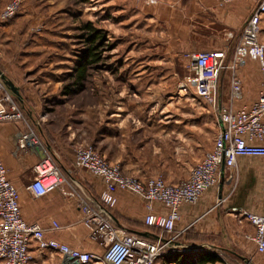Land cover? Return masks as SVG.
Listing matches in <instances>:
<instances>
[{
  "label": "crops",
  "instance_id": "obj_1",
  "mask_svg": "<svg viewBox=\"0 0 264 264\" xmlns=\"http://www.w3.org/2000/svg\"><path fill=\"white\" fill-rule=\"evenodd\" d=\"M137 1L141 12L148 17L149 26L155 24V29L165 30L169 35L164 41L166 48L177 49L176 52L182 53V57L203 50L225 53L226 67L221 70L218 79V95L222 104L239 109L257 99L262 81L259 63L249 59L240 69L244 96L239 101L231 98L233 69L230 65L246 20L260 0H158L156 4ZM55 22L54 19H45L43 23L51 25ZM125 92L119 91L118 96L122 101H118L110 110V121L105 125L100 122L102 125L94 135L95 143L109 160L120 162L122 170L128 175L146 177L160 174L171 183L181 181V176H172L167 172L165 159L157 166L145 157V152L154 144L151 133L155 135V131L165 127L167 121L160 116H157V120H151L148 112H155L156 106L149 107L145 93L125 95ZM49 123L39 120L33 123L22 120L0 122V156L9 178L19 189L22 215L29 222L40 223L47 231L48 238L85 251L103 252V247L91 237L90 229L85 224V213L76 196L66 195L63 191H73L94 204L104 189V181L90 171L75 166L76 147L83 141L79 139L80 134L69 126L65 139H58L60 134H57L52 143L49 140V133L52 134ZM31 127L37 129L39 140L45 143L44 151L58 156V165L66 178L61 189L42 197H36L29 185L35 177L34 166L42 158L43 151L21 148L17 143L19 135L28 132ZM157 133L166 137V132ZM263 187L264 158L239 157L236 167L222 174L219 182L207 190L197 203L182 205L181 219L176 223L178 234L193 227L205 234L208 241L191 245L240 260L250 259L253 264H264V257L257 253L254 241L255 226L242 215L243 211L260 212L263 209ZM118 197V204L111 211L116 226L138 234L147 232V202L139 195L124 190L118 192ZM154 208L166 214L169 212L159 203H154ZM54 222L60 228L56 229ZM30 252L33 264H61L59 254L41 251L34 243Z\"/></svg>",
  "mask_w": 264,
  "mask_h": 264
},
{
  "label": "rangeland",
  "instance_id": "obj_2",
  "mask_svg": "<svg viewBox=\"0 0 264 264\" xmlns=\"http://www.w3.org/2000/svg\"><path fill=\"white\" fill-rule=\"evenodd\" d=\"M9 1L0 0V11ZM45 19H54L56 24H44ZM89 23L104 31L106 44L101 60L86 71L80 89L71 75L88 48L84 26ZM167 38L165 30L149 26L137 0H23L17 17L0 21V70L26 97L27 106L20 109L23 117L18 120L50 121L52 143L57 134L58 139H65L71 126L83 140L76 150L92 146L101 152L94 135L102 123L110 121L113 106L122 101L119 91L145 93L149 107L156 106L155 112H148L151 120L160 116L167 121L155 135L151 133L154 144L145 157L157 166L165 159L168 173L187 178L212 148L220 130L219 114L195 95L190 55L182 57L177 49L166 48ZM67 85L81 92L65 94ZM29 130L38 137L36 128ZM157 132H166V137ZM54 156L58 164L59 158ZM157 176L168 181L160 174L138 178ZM196 249L178 246L177 250ZM157 264H164L162 258Z\"/></svg>",
  "mask_w": 264,
  "mask_h": 264
},
{
  "label": "built area",
  "instance_id": "obj_3",
  "mask_svg": "<svg viewBox=\"0 0 264 264\" xmlns=\"http://www.w3.org/2000/svg\"><path fill=\"white\" fill-rule=\"evenodd\" d=\"M142 1L147 4L158 3V0ZM22 3L23 0H10L0 11V20L7 21L14 17ZM262 19L264 0L259 1L247 18L230 65L233 69L231 98L233 101H239L244 96L240 69L249 59L259 63L262 72L261 87L257 99L252 104L233 109L219 101V74L226 67V55L223 51L203 50L190 56L188 64L195 74V95L218 112L220 130L213 149L192 168L187 178L177 183L168 182L160 176L140 179L124 173L120 165L109 161L92 146H82L76 150L75 166L101 177L104 189L99 199L94 200L95 206L73 191H62L66 195L76 196L80 208L85 213V224L90 229L91 237L99 242L103 252L85 251L58 239L48 238L47 231L40 223L27 221L22 215L19 189L9 178L7 167L0 156V264H33L30 252L33 243L41 251L59 254L61 264H157L164 255L170 254L172 249L181 247L182 244L175 242L179 234L174 235L173 232L176 223L181 219L182 205L197 203L207 190L219 182L222 174L236 167L239 157L264 158ZM21 117L22 112L0 74V122L18 120ZM17 143L21 148L30 147L33 151H43L42 158L34 166L35 177L29 185L34 195L42 197L61 189L66 182L62 169L54 157L44 151L34 131L21 133ZM120 190L142 197L149 210L145 223L168 232L170 236L164 238L163 235H158L155 240H150L116 226L111 210L118 204ZM154 203L167 207L169 212L166 214L161 209L155 210ZM242 215L254 224L257 253L264 257V187L263 209L260 212L243 211ZM53 226L60 228L57 222H54ZM218 255L222 258L221 264H253L250 259L230 258L224 253Z\"/></svg>",
  "mask_w": 264,
  "mask_h": 264
},
{
  "label": "trees",
  "instance_id": "obj_4",
  "mask_svg": "<svg viewBox=\"0 0 264 264\" xmlns=\"http://www.w3.org/2000/svg\"><path fill=\"white\" fill-rule=\"evenodd\" d=\"M82 2H87L88 0H80ZM10 2V1H9ZM20 11V10H19ZM19 11L12 17L7 20L10 21L13 18L17 17ZM1 21V20H0ZM2 22V21H1ZM6 22V21H3ZM84 29L87 32L86 41L88 43V48H86L81 55V59H79V63L82 62L81 65L77 67V71L75 74H72L71 77L74 80V84L78 85L79 88L83 87V84L86 80V71L89 66L95 62L101 60V49L106 44L105 43V33L102 29H98L93 27L92 24H87L84 26ZM66 91L65 94L71 95L81 91H74V87L71 88L69 85L65 86ZM78 88V89H79ZM22 95V99L18 98L15 94H13L14 99L19 107L26 108L27 105H24L26 102V97L23 91H20ZM219 97V95H218ZM220 100V99H219ZM30 112V111H29ZM30 123H33V120H29ZM220 125V123H219ZM103 154V152L101 151ZM112 211V210H111ZM147 234L146 236H141L148 238L150 240H155L158 235H163L164 238H168L170 234L168 232H163L161 229L146 225ZM134 233V232H131ZM138 234V233H136ZM173 234H178L177 229L173 232ZM208 241L207 237L203 233H199L195 228H190L186 230L184 233H181L175 239V242L178 244H199L200 242ZM178 248L172 249L170 254L164 255L162 260L167 264H221L222 258L215 252L210 250H204V248H197L196 250H188V251H179Z\"/></svg>",
  "mask_w": 264,
  "mask_h": 264
},
{
  "label": "water",
  "instance_id": "obj_5",
  "mask_svg": "<svg viewBox=\"0 0 264 264\" xmlns=\"http://www.w3.org/2000/svg\"><path fill=\"white\" fill-rule=\"evenodd\" d=\"M0 74H1V77L3 78L5 84L8 86V88L11 90V92L13 94H15L18 98L22 99V95H21V92H20V88L19 86H17L13 80H11L8 76H6V74L0 70ZM223 168H224V165H223ZM141 235L143 236H146L148 235L146 232L144 233H140ZM182 246H185V247H189L191 246L192 248H198V245H183Z\"/></svg>",
  "mask_w": 264,
  "mask_h": 264
},
{
  "label": "bare ground",
  "instance_id": "obj_6",
  "mask_svg": "<svg viewBox=\"0 0 264 264\" xmlns=\"http://www.w3.org/2000/svg\"><path fill=\"white\" fill-rule=\"evenodd\" d=\"M32 139V138H31Z\"/></svg>",
  "mask_w": 264,
  "mask_h": 264
}]
</instances>
